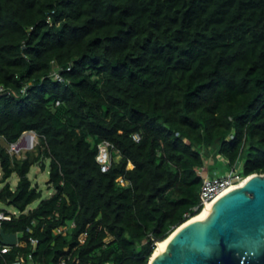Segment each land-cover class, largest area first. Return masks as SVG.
Instances as JSON below:
<instances>
[{
  "label": "trees",
  "instance_id": "16d2710c",
  "mask_svg": "<svg viewBox=\"0 0 264 264\" xmlns=\"http://www.w3.org/2000/svg\"><path fill=\"white\" fill-rule=\"evenodd\" d=\"M1 86L0 230L19 240L0 264H149L203 210L210 162L264 173V0H0Z\"/></svg>",
  "mask_w": 264,
  "mask_h": 264
},
{
  "label": "water",
  "instance_id": "95a60500",
  "mask_svg": "<svg viewBox=\"0 0 264 264\" xmlns=\"http://www.w3.org/2000/svg\"><path fill=\"white\" fill-rule=\"evenodd\" d=\"M247 177L208 213L177 227L149 264H264V173ZM0 239L14 246L19 237L2 228Z\"/></svg>",
  "mask_w": 264,
  "mask_h": 264
},
{
  "label": "built area",
  "instance_id": "2783aa9c",
  "mask_svg": "<svg viewBox=\"0 0 264 264\" xmlns=\"http://www.w3.org/2000/svg\"><path fill=\"white\" fill-rule=\"evenodd\" d=\"M56 78H60L61 74L58 71L53 72ZM5 88L3 86L0 87V91H4ZM139 136L137 135V139ZM38 143V135L34 130H27L25 131L19 140L15 142L8 143V149L11 153L17 154L19 157L23 156V151L33 150L35 145ZM114 144L108 140H104L99 144V153L97 156L98 161L101 164V169L103 171H107L110 169L113 160L115 159V155L113 153ZM205 168L202 169L203 175V185L201 189V204L203 205V209L207 206L208 203L213 201L217 196L223 193L228 188L232 187L239 183L244 176L241 172V168H233L225 173L212 175L208 173L207 170L203 171ZM118 182L121 184H127L126 181L122 176L118 179ZM198 209V207H196ZM194 217V216H193ZM11 215L6 214L5 212L0 213V226L3 219H10ZM192 218V217H191ZM33 243H36L37 240L32 238ZM13 245L3 243L0 239V251L3 253L9 252ZM32 255H30V258ZM14 264H31L30 262L26 261L24 257H21L19 260L14 262Z\"/></svg>",
  "mask_w": 264,
  "mask_h": 264
},
{
  "label": "rangeland",
  "instance_id": "374dc122",
  "mask_svg": "<svg viewBox=\"0 0 264 264\" xmlns=\"http://www.w3.org/2000/svg\"><path fill=\"white\" fill-rule=\"evenodd\" d=\"M3 138H0V141L3 142ZM36 148V145L35 147L33 148V150ZM36 150V149H35ZM25 152L26 151H23L22 152V155L24 156L25 155ZM243 166V162H239L237 164V168H241ZM229 167L230 166H225L224 163L220 162V161H217L216 164H214L213 162H210V164L207 165V167H205V170L209 171L212 175L216 174V173H225L227 172V170H229ZM30 177L31 179H33V182L34 183H38L39 184V187L41 189H43L44 191V198H47L49 197L50 195H52L54 193V189L53 188H50L48 186V180H49V177H50V174H49V161L47 163V169L46 170H42L41 166L39 164L37 165H34L31 169V172H30ZM2 179V173H1V168H0V180ZM11 184L13 186H16L17 183H18V175L15 173L13 174V176L9 179ZM4 185V181H1L0 182V190L2 189ZM40 200H36L35 202H33L32 204H30L27 208L26 211H29V210H32L34 209L38 204H39ZM0 207H5V208H8L9 210H14L13 207L11 206H8V205H5L3 204L2 202H0Z\"/></svg>",
  "mask_w": 264,
  "mask_h": 264
},
{
  "label": "bare ground",
  "instance_id": "6f19581e",
  "mask_svg": "<svg viewBox=\"0 0 264 264\" xmlns=\"http://www.w3.org/2000/svg\"><path fill=\"white\" fill-rule=\"evenodd\" d=\"M247 179H248V177H245V178H243L239 183H237L236 185H233L232 187H235V186H238V185H241V184H243L245 181H247ZM232 187H230V188H232ZM229 189V188H228ZM226 191V190H225ZM224 191V192H225ZM223 192V193H224ZM223 193H221L219 196H217L213 201H211L210 203H208L207 204V206L198 214V215H196V216H194V217H192V218H190L189 220L191 221V220H194V219H196V218H198V217H200V216H202V215H204V214H206V213H208L213 207H214V204L216 203V201L218 200V198H220V196H222V194ZM178 230V229H177ZM176 232V231H175ZM174 231L172 232V234L169 236V237H167L165 240H163V241H161V242H159L158 243V245H157V247H156V249H155V253H157L158 251H160V250H162L163 248H165V246H166V244H167V242H168V240H169V238L175 233Z\"/></svg>",
  "mask_w": 264,
  "mask_h": 264
},
{
  "label": "crops",
  "instance_id": "0c3cea01",
  "mask_svg": "<svg viewBox=\"0 0 264 264\" xmlns=\"http://www.w3.org/2000/svg\"><path fill=\"white\" fill-rule=\"evenodd\" d=\"M208 173H210L209 171H208ZM211 174V173H210ZM216 174H219V173H216Z\"/></svg>",
  "mask_w": 264,
  "mask_h": 264
}]
</instances>
